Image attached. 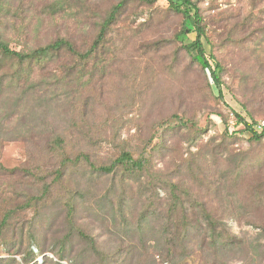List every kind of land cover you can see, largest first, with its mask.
I'll use <instances>...</instances> for the list:
<instances>
[{"label":"rangeland","instance_id":"1","mask_svg":"<svg viewBox=\"0 0 264 264\" xmlns=\"http://www.w3.org/2000/svg\"><path fill=\"white\" fill-rule=\"evenodd\" d=\"M118 1L73 0L50 20L40 13L45 0H25L14 4L0 28L14 50L60 36L82 51ZM168 5L130 1L96 56L82 65L62 55L35 68L33 83H22L23 89L34 84L26 95L8 78L14 69L0 71L6 74L0 86V220L13 212L0 258L24 252L33 236L38 264L58 255L60 264H98L69 226L70 203L75 228L110 252L113 264H131L138 254L167 264L154 248L170 191L159 174L181 186L186 205L194 199L203 204L240 241L216 264H264V137L257 142L242 133L233 115L248 123L264 120V0H199L210 41L205 49L223 66L220 96L209 72L181 49L194 33L175 39L182 17ZM186 27L193 31L190 22ZM172 116L198 130L170 129L152 138L155 125ZM56 137L63 140L61 151ZM149 139L152 162L142 176L93 168L122 152L137 158ZM78 156L86 158L73 161ZM63 157L71 161L63 165ZM43 184L49 185L45 197L30 200L41 196ZM207 242L201 230H191L176 264H213Z\"/></svg>","mask_w":264,"mask_h":264},{"label":"trees","instance_id":"2","mask_svg":"<svg viewBox=\"0 0 264 264\" xmlns=\"http://www.w3.org/2000/svg\"><path fill=\"white\" fill-rule=\"evenodd\" d=\"M72 1L73 0H45L40 13L52 20L59 14L66 13L72 5H69ZM130 1H139L153 5L158 0L118 1L109 9L103 20L99 23L96 36L91 45L84 48L82 51L78 50L70 40L60 36L50 39L44 44L35 46L24 44L19 50H14L11 48L9 41L4 38V35L2 34L3 30L0 28V71L5 67H9V70L14 69L13 74L8 75V78H13L15 82H19L21 88L20 94L26 95L27 92L30 91V89L27 90V88L32 87L34 84H28L25 89H23V84L26 85L27 82H32L31 74L35 68L41 70L45 65H48L56 58H60L62 55L77 58L78 62L82 65L87 63L92 57L96 56L98 50L103 47L110 27L114 24L121 10ZM178 1H180V3H178ZM24 2L25 0H0V20L2 21V18L8 16L14 4L19 3V5H22ZM168 3L169 10L182 17L181 29L175 35V39L178 40L181 36L183 37L191 32L194 33L193 41L187 45H181V49L184 50L194 64L199 65L202 69H206L209 72L212 83L215 85L220 96L223 66L215 58L214 54L211 52L207 53L205 49L204 41L207 44H210V41L203 23V17L201 16L198 7L199 0H168ZM187 22L191 23L193 31L186 27ZM210 61L213 62V65ZM5 75V73H2L0 76V86L5 80ZM10 86L12 87V85ZM233 115L236 123L242 126V133H248L251 136V139L257 142L264 137V131L259 134L254 131L253 125L255 124V121L248 123L237 113H233ZM223 121L226 123V120ZM184 127H192L196 131L198 130L194 124L191 125L181 118L172 116L170 119L155 125L156 134L152 136V138L162 135V133L167 130ZM151 139L148 140L137 158H134L128 152H122L108 165H100L93 168L101 173H113L114 171L121 170L126 176H142L144 171L147 169L150 170L151 167ZM53 143L60 151L62 150L63 140L60 137L54 138ZM80 158H83V156H78L73 161L80 160ZM70 161L71 160L68 157H63V165ZM157 179L161 181L162 184L167 183L171 191H169L167 205L164 208L166 212L164 215H161L164 223L160 226L159 238L154 241V248L159 252H164L167 257L163 263L176 264L178 261L181 262V260H183L187 251V246L185 245L186 238L193 229H195V231L201 230L203 232L204 241H208L206 244L208 249L207 257L212 258L215 261L213 264H216V260L219 258H226L231 252V249L227 248L228 245H240L238 238L229 234L225 223L222 220L215 219L212 214L206 211L203 204H200L194 199L191 200V204L189 202L186 205V202L182 199V193H178L182 191L180 185L172 183L170 180L165 181L166 178L159 174H157ZM43 186L44 188L41 196L38 198L35 197L34 199L33 197H30V200L38 202L45 197L49 192V185L43 184ZM29 204L30 201L26 202L22 208H25L26 206L29 207ZM194 207H199L200 212H197V214L194 212L190 213L191 210H194ZM12 214L13 212L8 210L3 213L0 220V244H3V246L4 243L2 241H4V233L8 227V222ZM66 216L69 226L75 229L80 238L87 242L90 250L97 255L98 264H113L114 256H112L110 252L101 251L90 235L84 233L79 228H75V225L73 224L74 206L70 203H67L66 205ZM32 246H38V242L33 236L30 237L29 244L24 252H21L20 248L14 251H6L8 256L1 257L0 264H38L37 261H35L36 256ZM16 257L19 258V261L16 260ZM61 261H63V258L61 255H58L57 261L47 260L44 261V264H60ZM131 264H155V261L153 257H149L148 255L145 257L144 255L138 254Z\"/></svg>","mask_w":264,"mask_h":264},{"label":"built area","instance_id":"3","mask_svg":"<svg viewBox=\"0 0 264 264\" xmlns=\"http://www.w3.org/2000/svg\"><path fill=\"white\" fill-rule=\"evenodd\" d=\"M253 129L256 133L264 131V120L253 125Z\"/></svg>","mask_w":264,"mask_h":264}]
</instances>
